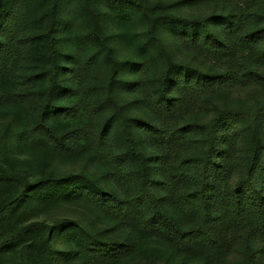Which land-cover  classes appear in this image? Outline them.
<instances>
[{"label":"trees","instance_id":"1","mask_svg":"<svg viewBox=\"0 0 264 264\" xmlns=\"http://www.w3.org/2000/svg\"><path fill=\"white\" fill-rule=\"evenodd\" d=\"M260 1L246 0L251 6ZM151 6L148 0H0V264H55L58 254H65L56 246L61 239L70 247L64 255L67 264H117L133 251L131 242L103 239L78 220L23 222L27 208L65 195L78 196L110 218L155 234L180 251L195 243L214 248L219 244L214 233L218 228L249 222L243 264L255 263L249 239L264 238V194L255 181L264 170V104L248 109L216 105L206 123L186 121L166 128L138 119L122 96L125 90L143 87L142 75L148 69L149 75L158 70L164 85L159 93L150 90V104L166 117L183 102L172 88L207 93L235 83L264 86V74L245 60L232 71L171 76L179 68L175 44L215 55L233 53L234 44L253 50L264 40V25L238 29L237 19L248 11L234 13L233 21L217 20L233 44L212 32L187 31L192 25L170 12L174 6L170 3ZM165 6L169 13L156 12ZM165 28L172 34L167 35ZM122 50L125 58L120 57ZM101 57L113 74L106 98L93 83L95 71L84 85L75 81L79 67ZM256 60L264 62V49ZM129 73L134 74L132 79ZM146 83L150 87L151 82ZM105 115L104 125H97ZM229 132L244 134L253 144L246 174L221 196L215 192V179L225 170L218 157L226 156V150L217 146L218 136ZM145 139L164 145L187 143L199 150L179 159L169 178L161 180L151 176L149 162L164 156H147ZM80 151H89L90 157L78 175L53 168L54 155L74 156ZM19 154L26 156L20 159ZM91 161L105 168L102 175ZM110 182L113 187H108ZM182 182L192 186L177 196L175 204L193 217L189 229L164 209L156 190ZM131 186L133 193L125 197L122 190ZM6 220L7 226L1 223ZM75 257L81 260L75 262Z\"/></svg>","mask_w":264,"mask_h":264},{"label":"rangeland","instance_id":"2","mask_svg":"<svg viewBox=\"0 0 264 264\" xmlns=\"http://www.w3.org/2000/svg\"><path fill=\"white\" fill-rule=\"evenodd\" d=\"M172 4L173 10L170 12L179 13L181 20L189 22L193 29L187 31H196L197 33L208 34L212 32L214 35L219 34L225 40L232 42V38L225 32L224 26L218 23L219 19L225 18L234 20L233 14L236 12L248 11L245 18H238L237 28L246 31L248 28L264 25V0L256 5H249L246 0H148V8L156 4ZM156 12H168L165 9H156ZM218 20V21H217ZM182 24H186V22ZM185 31L180 28V31ZM167 35L172 34L170 28H165ZM177 63L179 68L171 72L172 77L177 75H193L198 77L215 72H226L234 70L239 60L252 61L257 72L264 74V62L256 60L259 50L264 49V40L257 45V48L249 50H241L234 44V51L231 54L215 55L209 53L199 47L187 44H175ZM125 50L120 52V57L125 58L127 55ZM81 58L85 60V54L81 51ZM5 73L8 74L11 63H8ZM159 68V67H158ZM81 71V73H79ZM94 72L93 83L98 84V88L103 92L106 98L107 88L112 80L113 74L109 63L103 57L97 59L94 63H90L88 67H79L75 75V81L78 85H84L90 80L92 72ZM150 70L142 75L143 87L139 90H126L123 99L128 101L130 109L138 119L149 121L159 126L171 128L180 125L186 121L206 123L213 115L216 105L240 108H253L258 104H264V86L249 83H235L233 85L220 87L213 92L195 93L188 91L182 87L172 88L173 95L183 97V102L175 113L166 117L154 110L150 104V90L159 93L164 86L158 76L159 71L156 70L149 75ZM130 79L134 74L129 73ZM149 77V79H148ZM6 79H4L5 81ZM146 81L151 82L150 87ZM118 87V86H117ZM116 87V88H117ZM1 91V89H0ZM113 111H111L112 114ZM105 115L99 124L104 125ZM96 122V123H97ZM221 141L217 146L226 150V156L219 155L218 161L224 165V172L216 175L215 192L221 196H225L235 187L236 182L246 174L250 165L249 157L252 150V142L246 135L236 136L233 133H225L218 136ZM143 150L147 156L163 155L162 161L150 160L151 176L165 180L169 178L173 165L181 158L191 155L199 150V147L187 143H163L144 140ZM201 147V146H200ZM47 153L49 152L46 150ZM80 154L74 156L54 155L53 168L57 173L78 175L83 164L89 159V151H80ZM263 153L258 156L259 163L263 160ZM23 159L26 154H19ZM91 165L97 174H103L105 168L97 161H91ZM91 168V171H92ZM30 179L34 180V173L30 174ZM78 180H81L80 176ZM77 180V181H78ZM258 189L264 194V170L258 173L255 179ZM71 182L74 180L71 179ZM106 182V181H105ZM113 187L114 183L110 182L108 187ZM192 184L190 182H182L174 184L172 187H158L156 190L162 195V206L171 213L179 222L183 229H189L194 225L193 217L189 213L181 212L177 209L175 200L177 196L189 189ZM133 193V186L122 190V194L126 197ZM23 216V222L30 223L32 221H46L52 224L61 218H69L78 220L86 226V231L95 232L103 239L120 238L122 241H129L133 245V251L120 260L117 264H243V247L245 244L244 235L249 230L250 223L235 224L226 223L216 230L215 235L219 239V244L210 248L202 243L192 244L186 251H180L172 243L162 239L155 234H147L140 231L135 225L130 223H121L110 218L106 214L94 209L89 204H85L83 199L78 196H62L55 201L42 203L40 206H32L26 209ZM8 225V221L1 222ZM249 242L253 246L255 252V263L264 264V238L252 236ZM71 246V243L69 244ZM78 245V244H76ZM57 248L65 249V254L69 246L64 239L56 244ZM70 248V247H69ZM63 253L58 254V260L55 264L65 263ZM85 256V253H84ZM81 258L75 257V262ZM75 264V263H68Z\"/></svg>","mask_w":264,"mask_h":264}]
</instances>
